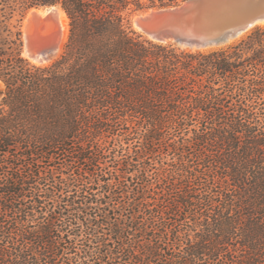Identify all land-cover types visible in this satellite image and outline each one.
Here are the masks:
<instances>
[{
	"label": "trees",
	"instance_id": "trees-1",
	"mask_svg": "<svg viewBox=\"0 0 264 264\" xmlns=\"http://www.w3.org/2000/svg\"><path fill=\"white\" fill-rule=\"evenodd\" d=\"M177 2L0 0V264H264V26L206 50L133 29ZM49 7L68 39L37 65Z\"/></svg>",
	"mask_w": 264,
	"mask_h": 264
},
{
	"label": "water",
	"instance_id": "water-1",
	"mask_svg": "<svg viewBox=\"0 0 264 264\" xmlns=\"http://www.w3.org/2000/svg\"><path fill=\"white\" fill-rule=\"evenodd\" d=\"M39 19L45 25L54 22L52 17L35 15L31 23L38 25ZM263 21L264 0H184L178 5L140 12L133 20V28L154 42L201 50L230 44ZM61 33L57 24L46 48L36 49L33 42L24 43V52L27 49L33 55L53 56ZM33 36L28 34L30 40Z\"/></svg>",
	"mask_w": 264,
	"mask_h": 264
},
{
	"label": "rangeland",
	"instance_id": "rangeland-1",
	"mask_svg": "<svg viewBox=\"0 0 264 264\" xmlns=\"http://www.w3.org/2000/svg\"><path fill=\"white\" fill-rule=\"evenodd\" d=\"M184 0H178V2H177V4H180V3H182ZM51 8H53V7H51ZM51 8H39L38 10H49V9H51ZM56 8H58V7H56ZM36 9V8H35ZM35 9H32V10H30L27 14H26V16H25V19H24V22H23V30L25 29V30H28V33H31V31L32 32H34V33H36V35L34 36V40H36L37 41V45H35V47H36V49H39V48H46V46L47 45H49L50 44V41H51V37H52V35L55 33V27H56V25L58 24L60 27H61V24L60 23H58L59 21L58 20H56V18H54V20L56 21L55 23L53 22V26L51 27V25H45L44 24V22H43V24H42V21H41V19H39V21H41L40 23H38V25H33V23H31V21L33 20V18H34V16L36 15V16H38L39 18H46V16L47 17H49L50 15L46 12V15L45 16H41V15H38L37 13H33V11L35 10ZM32 12V13H31ZM140 12H137V13H134V14H132V16L130 17V22H131V25H132V27H133V20H134V18L139 14ZM32 15V16H31ZM29 16H30V18H29ZM52 17V16H51ZM29 18V19H28ZM69 19V18H68ZM27 21L29 22V24L27 23ZM38 21V22H39ZM68 24H70V23H68ZM40 25V26H39ZM33 26V27H32ZM35 26H37V27H35ZM44 26V27H43ZM69 26V25H68ZM40 27H43L42 29H40ZM47 27H48V29H47ZM50 27H51V29H50ZM37 28V29H36ZM44 29V30H43ZM61 29H62V27H61ZM134 29V28H133ZM25 30H24V33H25ZM46 30V31H45ZM49 30V31H48ZM43 31V32H42ZM47 32H49V33H47ZM53 32V33H52ZM68 33H69V29H68ZM68 33H67V37H66V39H64L63 38V29H62V35H61V38H60V40H59V42L57 43V46H56V49H57V51H56V53L52 56V55H50V57L48 56V58L46 57V59H47V63L48 64H50L52 61H54L55 59H57V58H59L60 57V55L63 53V51H64V47H65V44H66V42H67V39H68ZM37 36V37H36ZM245 36V35H244ZM243 36V37H244ZM43 37V38H42ZM45 37H46V39H45ZM39 38H40V40H39ZM241 39V38H240ZM240 39H238V40H240ZM41 40H43V41H41ZM25 41V40H24ZM39 41V42H38ZM45 41H47V42H45ZM62 42V43H61ZM41 46H40V45ZM62 44V47L60 48V45ZM224 46H226V45H224ZM24 56H25V54H24ZM26 57V56H25ZM33 64H36L31 58H29V57H27ZM48 64H46V65H48ZM37 65H45V64H37ZM3 87H2V85L0 84V90L2 89ZM96 193H97V196L100 198L101 196H102V193L101 192H98V191H96Z\"/></svg>",
	"mask_w": 264,
	"mask_h": 264
},
{
	"label": "bare ground",
	"instance_id": "bare-ground-1",
	"mask_svg": "<svg viewBox=\"0 0 264 264\" xmlns=\"http://www.w3.org/2000/svg\"><path fill=\"white\" fill-rule=\"evenodd\" d=\"M37 13L38 15H41V16H45L46 15V12L50 15L49 17H51L52 16V18L54 17V18H56V20H58L59 22L58 23H60L61 24V27H62V29H63V38L64 39H66V37H67V33H68V29H69V19H68V17H67V15H66V13L61 9V8H56V7H53V8H51V9H49V10H38V9H35L34 11H33V13ZM32 13V12H31ZM32 16V15H31ZM47 17V16H46ZM29 18H30V16H29ZM28 18V19H29ZM53 18V19H54ZM136 18V17H135ZM41 21H39V23H40ZM54 22H56L55 20H54ZM27 23L29 24V22L27 21ZM42 24H43V22H42ZM45 24V23H44ZM53 23H51V24H49V25H51V27L53 26L52 25ZM48 25V24H47ZM48 25V26H49ZM40 26V25H39ZM258 26H264V21L263 22H260L259 24H258ZM33 27V26H32ZM35 27H37V26H35ZM44 27V26H43ZM43 27H40V29H42ZM51 27H50V29H51ZM37 29V28H36ZM47 29H48V27H47ZM25 30V29H24ZM29 30V29H28ZM28 30H25V33H24V40H25V43H26V45L27 44H29V43H31V42H33V44H34V46L35 45H37V41L36 40H34L35 38H34V36L36 35V33H34V32H32L31 31V33H34L35 35L32 37V39L30 40L29 39V37H28ZM44 30V29H43ZM46 31V30H45ZM49 31V30H48ZM43 32V31H42ZM47 33H49V32H47ZM53 33V32H52ZM247 33V32H246ZM246 33H244V34H246ZM244 34H242L241 36H239L238 38H240V37H242ZM62 35V34H61ZM37 37V36H36ZM43 38V37H42ZM238 38H236V39H238ZM45 39H46V37H45ZM236 39H232L229 43H231V42H233V41H235ZM39 40H40V38H39ZM47 40V39H46ZM41 41H43V40H41ZM39 42V41H38ZM45 42H47V41H45ZM62 43V42H61ZM40 45V44H39ZM42 45V44H41ZM40 45V46H41ZM221 46H224V45H219V46H212V47H209V48H204V49H201V50H206V49H211V48H217V47H221ZM62 47V44L60 45V48ZM36 48V47H35ZM193 50H195V49H193ZM197 50V49H196ZM24 54H25V56L26 57H29V58H31L36 64H48L47 63V59H46V57L45 56H43V55H41V54H37V55H33V54H31V53H29V51L26 49L25 50V52H24Z\"/></svg>",
	"mask_w": 264,
	"mask_h": 264
}]
</instances>
